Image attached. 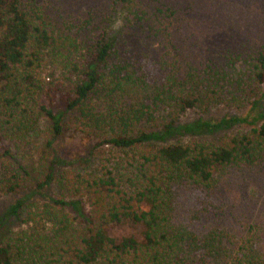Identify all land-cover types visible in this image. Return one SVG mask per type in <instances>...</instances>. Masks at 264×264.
Here are the masks:
<instances>
[{
    "label": "trees",
    "instance_id": "trees-1",
    "mask_svg": "<svg viewBox=\"0 0 264 264\" xmlns=\"http://www.w3.org/2000/svg\"><path fill=\"white\" fill-rule=\"evenodd\" d=\"M141 1L112 0V4L120 5L125 16L141 15ZM162 8L156 11L165 13ZM112 48V40L101 37L82 59L75 39L46 19L32 0H0V117L4 123L23 140L44 115L57 136L63 131L64 113L77 109L99 145L109 146L99 151L94 166L62 177L60 182L72 198L57 196L34 209L23 208L18 200L9 207L6 216L19 217L22 209L24 227L0 239V264H198L191 254L198 239L187 243L186 231L177 230L172 221L175 186L186 181L211 190L219 169L250 165L264 154V111L259 110L258 96L264 84V50L246 56L253 99L245 116H224L217 122L199 119L182 126L183 131L214 130L239 123L251 126L248 131L219 142L155 145L180 129L179 114L200 102L202 86L207 88L202 82L212 81L187 76L177 89L172 84L147 92L128 87L120 68L109 65ZM47 64L80 76L69 95L55 97L42 76ZM208 71L215 82L212 88L218 82L232 87V77L225 70L209 66ZM241 86L237 83V88ZM159 105L168 109L166 114H156ZM27 174L0 143V194L15 192ZM53 178L49 170L38 187ZM63 208L72 217L57 210ZM122 223L140 226L141 238L111 236L109 229ZM246 233L236 247L234 263L264 264V248L255 244L253 232Z\"/></svg>",
    "mask_w": 264,
    "mask_h": 264
},
{
    "label": "rangeland",
    "instance_id": "rangeland-1",
    "mask_svg": "<svg viewBox=\"0 0 264 264\" xmlns=\"http://www.w3.org/2000/svg\"><path fill=\"white\" fill-rule=\"evenodd\" d=\"M32 2L46 19L75 39L82 59L90 54L97 40L110 38L113 48L109 65L120 68L128 87L137 86L147 92L171 84L177 89L187 76L211 79V84L202 82L207 88L202 86L200 102L179 114L180 129L155 145L219 142L251 128L233 123L214 130H182V126L194 125L199 119L217 122L224 116H245L249 112L253 96L246 76V56L264 50V0H142L143 13L128 16L120 13V5L114 8L112 0ZM157 7H163L165 13L157 12ZM209 66L225 70L232 77V87L218 82V87L212 88L215 82ZM192 68L196 69L193 73ZM42 76L58 99L69 95L80 79L73 71L51 64L45 66ZM237 83L242 86L237 88ZM259 88V110L264 111V84ZM155 111L164 115L168 109L159 105ZM62 122L63 131L55 136L50 120L40 115L20 140L0 117V143L28 173L15 192L0 194V239L24 227L22 209L19 217L6 216L12 204L21 200L23 208L34 209L57 196L72 198L60 182L62 177L94 166L99 161V151L109 148L99 145L77 109L64 113ZM49 170L53 180L38 187ZM215 176L211 190L186 181L175 186L172 221L177 230L186 231L187 243L198 239L191 251L198 264H235L236 247L246 232H253L255 244L264 248V154L250 165L221 168ZM57 210L73 215L67 208ZM109 233L115 238H141L140 226L128 223L112 226Z\"/></svg>",
    "mask_w": 264,
    "mask_h": 264
}]
</instances>
